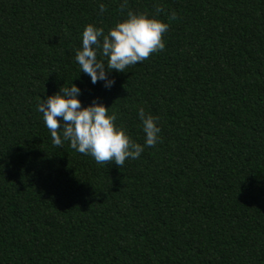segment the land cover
<instances>
[{"label":"trees","instance_id":"obj_1","mask_svg":"<svg viewBox=\"0 0 264 264\" xmlns=\"http://www.w3.org/2000/svg\"><path fill=\"white\" fill-rule=\"evenodd\" d=\"M128 8L165 48L106 89L74 56L119 0H0V264H264V0ZM71 82L137 144V109L158 117L159 143L120 168L54 146L36 105Z\"/></svg>","mask_w":264,"mask_h":264},{"label":"clouds","instance_id":"obj_2","mask_svg":"<svg viewBox=\"0 0 264 264\" xmlns=\"http://www.w3.org/2000/svg\"><path fill=\"white\" fill-rule=\"evenodd\" d=\"M99 14L105 5L99 4ZM119 11L125 18L107 32L103 27L87 24L80 34V47L74 60L80 73L90 78V83L103 82L106 89L115 83L108 74L115 70L125 72L130 66L142 63L151 54L163 51V34L169 25L150 18L145 13H136L128 8V0H119ZM174 18V14H173ZM81 89L71 82L69 87L59 90L44 99L39 98L36 111L42 115L49 130L52 144L62 147L65 142L77 153L90 156L97 164L115 163L119 168L126 159H137L145 147H154L160 141L161 129L158 117L137 109V117L144 134V143L131 140L126 131L117 127V114H109L98 98L82 106L78 97Z\"/></svg>","mask_w":264,"mask_h":264}]
</instances>
